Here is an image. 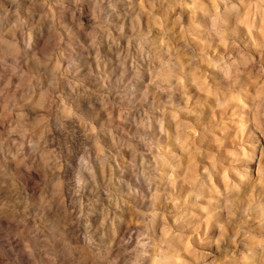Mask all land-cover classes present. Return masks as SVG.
Segmentation results:
<instances>
[{
  "label": "clouds",
  "instance_id": "obj_1",
  "mask_svg": "<svg viewBox=\"0 0 264 264\" xmlns=\"http://www.w3.org/2000/svg\"><path fill=\"white\" fill-rule=\"evenodd\" d=\"M0 264H264V0H0Z\"/></svg>",
  "mask_w": 264,
  "mask_h": 264
}]
</instances>
